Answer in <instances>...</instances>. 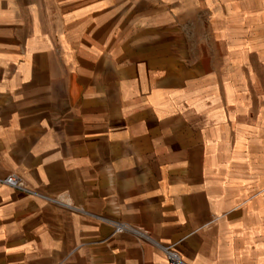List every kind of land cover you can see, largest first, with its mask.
<instances>
[{
	"label": "crops",
	"instance_id": "1",
	"mask_svg": "<svg viewBox=\"0 0 264 264\" xmlns=\"http://www.w3.org/2000/svg\"><path fill=\"white\" fill-rule=\"evenodd\" d=\"M167 248L264 264V0H0V264Z\"/></svg>",
	"mask_w": 264,
	"mask_h": 264
},
{
	"label": "built area",
	"instance_id": "2",
	"mask_svg": "<svg viewBox=\"0 0 264 264\" xmlns=\"http://www.w3.org/2000/svg\"><path fill=\"white\" fill-rule=\"evenodd\" d=\"M1 181L9 186H13L14 188L21 190V191H27L28 188L25 185L24 181L22 180V178L19 175H16L14 173H11V175L1 179ZM119 228L118 230L120 231ZM167 253H168V257H169V262L171 264H182V262L180 261V258L178 256L177 253L171 251L170 249H166Z\"/></svg>",
	"mask_w": 264,
	"mask_h": 264
},
{
	"label": "rangeland",
	"instance_id": "3",
	"mask_svg": "<svg viewBox=\"0 0 264 264\" xmlns=\"http://www.w3.org/2000/svg\"><path fill=\"white\" fill-rule=\"evenodd\" d=\"M208 10L206 11H196L195 15L193 16L194 19L193 20V26H191L190 28H187L188 29V33H189V30L191 32V30H193V33H195V39H196V42H195V45H202V42L200 43H197V40L198 39H202V35L204 34L203 32L207 29V27H203V24H202V21L204 18H206V13H207ZM209 12V11H208ZM179 19H182L183 16H178ZM185 29V28H184ZM106 61H108L106 59Z\"/></svg>",
	"mask_w": 264,
	"mask_h": 264
}]
</instances>
